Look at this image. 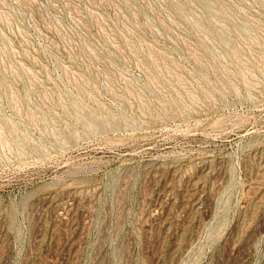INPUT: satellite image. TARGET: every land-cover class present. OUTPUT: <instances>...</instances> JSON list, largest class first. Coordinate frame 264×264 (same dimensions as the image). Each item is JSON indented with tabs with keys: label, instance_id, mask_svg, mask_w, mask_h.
Instances as JSON below:
<instances>
[{
	"label": "rangeland",
	"instance_id": "374dc122",
	"mask_svg": "<svg viewBox=\"0 0 264 264\" xmlns=\"http://www.w3.org/2000/svg\"><path fill=\"white\" fill-rule=\"evenodd\" d=\"M0 264H264V0H0Z\"/></svg>",
	"mask_w": 264,
	"mask_h": 264
}]
</instances>
